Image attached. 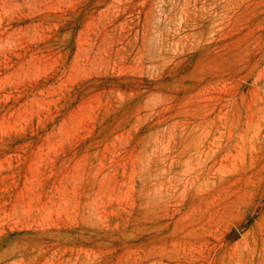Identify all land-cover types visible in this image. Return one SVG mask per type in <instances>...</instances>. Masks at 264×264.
Instances as JSON below:
<instances>
[{
	"label": "rangeland",
	"instance_id": "1",
	"mask_svg": "<svg viewBox=\"0 0 264 264\" xmlns=\"http://www.w3.org/2000/svg\"><path fill=\"white\" fill-rule=\"evenodd\" d=\"M0 264H264V0H0Z\"/></svg>",
	"mask_w": 264,
	"mask_h": 264
}]
</instances>
